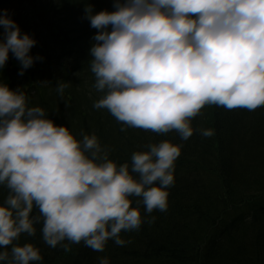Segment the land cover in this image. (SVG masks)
<instances>
[{
	"label": "clouds",
	"instance_id": "clouds-1",
	"mask_svg": "<svg viewBox=\"0 0 264 264\" xmlns=\"http://www.w3.org/2000/svg\"><path fill=\"white\" fill-rule=\"evenodd\" d=\"M113 8L85 5V18L98 30L89 65L102 95L93 107L106 109L121 131L175 132L186 141L205 106H264V0H115ZM0 25V68L12 53L23 75L42 59L30 55L36 40L6 9ZM66 86L59 81L57 92ZM181 147L149 143L119 163L95 133L78 139L43 107H30L22 89L0 81V186L7 189L0 264H41L39 247L19 243L22 234L36 235L37 224L52 248L83 242L103 252L109 240L123 246L122 232L139 230L144 214L167 210Z\"/></svg>",
	"mask_w": 264,
	"mask_h": 264
},
{
	"label": "trees",
	"instance_id": "trees-1",
	"mask_svg": "<svg viewBox=\"0 0 264 264\" xmlns=\"http://www.w3.org/2000/svg\"><path fill=\"white\" fill-rule=\"evenodd\" d=\"M114 2L0 0V15L8 11L22 33L36 40L30 55L42 58L19 75L21 64L9 53L0 81L22 89L30 107H43L78 139L82 133H95L119 163L130 162L131 154L146 150L149 143L168 139L182 145L168 208L144 214L139 230L121 233L123 246L109 240L103 252L83 242L71 244L69 251L49 247L41 224L35 236L22 234L19 243L39 247L41 264H99L105 256L110 264H264V106L252 111L205 106L193 119L195 131L186 141L175 132L161 135L130 127L121 131L124 125L106 109L93 107L102 95L93 87L89 65L98 30L85 18V5L96 12L114 11ZM59 81L67 85L62 95L57 92ZM208 128L215 134L205 138L200 129ZM6 195L7 189L0 186V202Z\"/></svg>",
	"mask_w": 264,
	"mask_h": 264
}]
</instances>
